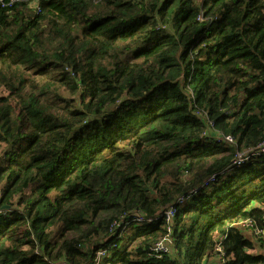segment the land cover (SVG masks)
I'll list each match as a JSON object with an SVG mask.
<instances>
[{
    "label": "trees",
    "instance_id": "obj_1",
    "mask_svg": "<svg viewBox=\"0 0 264 264\" xmlns=\"http://www.w3.org/2000/svg\"><path fill=\"white\" fill-rule=\"evenodd\" d=\"M263 141L264 0L0 2V264H264Z\"/></svg>",
    "mask_w": 264,
    "mask_h": 264
},
{
    "label": "built area",
    "instance_id": "obj_2",
    "mask_svg": "<svg viewBox=\"0 0 264 264\" xmlns=\"http://www.w3.org/2000/svg\"><path fill=\"white\" fill-rule=\"evenodd\" d=\"M0 2L3 3V0H0ZM226 140L229 142H232V139H230V138H226ZM260 156H264V141L260 145V150H258L257 152H252V153L250 151H246L244 153H239L236 156V158L234 159L233 163L235 164V166L240 167V166L245 165L247 161L252 159V157H260ZM215 181H216V177L215 178L213 177L207 182L206 185L208 186V185L214 183ZM182 201L183 200L181 199L180 202H182ZM176 214H177L176 207H172L166 213H164V215L162 217H165L166 221L171 226V224L173 223L172 220L175 218ZM132 220H134L135 222H144L145 221V219L140 217V216H136ZM125 225H126V222H123V224L120 226V229H122L123 226H125ZM243 225L247 226L248 228L253 229L251 231V233L253 235L264 237V227L260 228L258 225H256L252 221H245L243 223ZM168 231H170V229ZM170 244H171V240L169 238H167V239L165 238V239L161 240L160 242H158L154 246V251L157 253H167V251L169 250ZM106 254H107L106 251L99 252L98 257L95 261V264H105L103 262V259L106 256Z\"/></svg>",
    "mask_w": 264,
    "mask_h": 264
},
{
    "label": "water",
    "instance_id": "obj_3",
    "mask_svg": "<svg viewBox=\"0 0 264 264\" xmlns=\"http://www.w3.org/2000/svg\"><path fill=\"white\" fill-rule=\"evenodd\" d=\"M1 159H2V156H0V162H1ZM6 208H8V207H6Z\"/></svg>",
    "mask_w": 264,
    "mask_h": 264
}]
</instances>
